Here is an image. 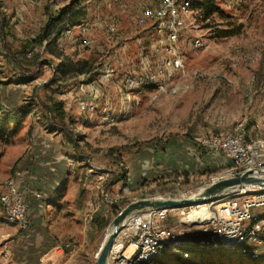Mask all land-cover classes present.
Instances as JSON below:
<instances>
[{
	"label": "rangeland",
	"instance_id": "obj_1",
	"mask_svg": "<svg viewBox=\"0 0 264 264\" xmlns=\"http://www.w3.org/2000/svg\"><path fill=\"white\" fill-rule=\"evenodd\" d=\"M38 1L17 0L14 4L12 0H0V11L14 18L7 38L12 48L18 42H12L10 35L26 39L39 31L40 16L50 8H40ZM44 1L49 5L61 3ZM211 1L217 9L207 19L193 8L184 17L186 25L179 32L175 52L167 50V28L159 31L151 20L143 25L133 22L141 7L153 4L151 0H91L88 10L81 0H68L63 6H72L73 12L80 11L85 18L94 11L101 14L100 25L79 36L88 41V46L80 41L81 45L72 48L73 44L64 41L60 48L49 47L53 55L45 52L42 56L56 62L59 57L55 55L61 54L89 63L82 68L68 67L55 93L71 118L65 122L67 132L59 133V138L65 147L68 145L71 154L66 155L81 159L71 163L66 193L60 201L65 218L53 219L61 236L55 237L56 247L48 255L27 259L26 249L30 251L32 247L22 245L24 233L6 221L0 208V264H96V253L119 208L144 197L197 194L228 167L221 153L199 149V141L224 134L237 123L244 124L250 138L264 136V0ZM112 18L120 28L108 37L100 26L103 20ZM129 29L132 34L125 33ZM223 31L231 33L224 35ZM196 38L203 40L202 46L193 45ZM2 52L0 47V101L8 97L7 105L19 107L30 102L34 92L43 98L45 90L39 86L49 82L50 66L41 67L31 82L19 84L10 79L20 71L7 63ZM176 56L181 59L180 68L167 63V58ZM145 74H153L157 80L148 82L151 79L146 78L129 87L128 77ZM82 98L93 103V110L79 107L78 100ZM31 113L23 119L15 138L0 140V192L17 163L37 155L41 139L48 137L46 129L52 127L37 120L39 112ZM69 139L71 143L76 140L77 149ZM166 140L169 142L165 149H160ZM149 141L153 144L144 146ZM113 176L121 179L110 184ZM40 181L37 178L34 185ZM43 181L52 182L49 178ZM76 200L80 208L72 207ZM93 203L116 207L101 230H93L84 219ZM214 205L205 207L210 212ZM197 209L177 208L169 211L164 221L167 227L183 229L180 241L191 245L196 243L192 233L197 228H189L185 221L187 214ZM124 232L119 239L126 244ZM66 243L68 246H64ZM201 252L166 246L153 257L152 264H264V254L258 260L239 252Z\"/></svg>",
	"mask_w": 264,
	"mask_h": 264
},
{
	"label": "built area",
	"instance_id": "obj_2",
	"mask_svg": "<svg viewBox=\"0 0 264 264\" xmlns=\"http://www.w3.org/2000/svg\"><path fill=\"white\" fill-rule=\"evenodd\" d=\"M195 1L151 0L153 4L141 7L140 12L134 16L133 22L136 25H143L151 20L157 24L159 31L163 27L167 28L169 30L167 50L175 52L179 48L177 44L179 32L186 25L184 17L192 10ZM195 10L200 12L199 9ZM100 23L98 17H93L89 24L83 26L95 27ZM190 23L194 26V22L190 21ZM116 29L117 20L115 18L103 25L104 33L108 37L116 32ZM68 32L69 29L63 31L64 34ZM81 42L85 46L89 44L84 39ZM45 45L46 40L42 42L38 51L42 52ZM193 45L200 47L203 45V40L196 38ZM124 46L123 44L122 48ZM29 55L30 53L26 54L27 57ZM166 60L172 67H182L181 59L178 56ZM105 72L108 75L107 69ZM146 78L151 79L148 82L157 80L155 75L145 74L137 78L128 77L126 82L129 87H135ZM158 87L163 88L161 84H158ZM78 105L89 112L94 108L93 103L87 98L78 100ZM199 142L201 147L214 153H221L229 163L228 167L218 176L212 178L211 182L240 175L243 172L264 177V137H248L243 123H237L234 128L224 134H216ZM19 178L14 173L7 179L4 189L0 192V208L8 223L16 224L20 230H26L29 226L28 207L25 191ZM37 196L40 197L39 194ZM214 203L216 205L212 207L208 216L187 218L185 221L186 224H189V228L192 226L197 228L192 233L196 238L195 249L200 252L206 249H225L262 260L264 218L253 211L259 207L264 209V188L237 189L206 203V205L210 208ZM101 204L93 203L91 209L86 212L84 219L89 224ZM172 210L175 209H145L132 214L114 238L108 253V264H152L153 257L163 247H187L186 242L180 241L183 229L167 227L164 224L168 212ZM262 215H264V211ZM124 230L123 237L128 239L126 244L119 239ZM64 246H68V243Z\"/></svg>",
	"mask_w": 264,
	"mask_h": 264
},
{
	"label": "trees",
	"instance_id": "obj_3",
	"mask_svg": "<svg viewBox=\"0 0 264 264\" xmlns=\"http://www.w3.org/2000/svg\"><path fill=\"white\" fill-rule=\"evenodd\" d=\"M193 9H199L202 18L207 19L217 7L213 5L211 0H196L193 5ZM83 16L80 11L73 12L72 6L68 5L61 8L55 15H48L46 22L39 29V31L33 37H26V39H17L11 36L12 42H18L16 48H12L7 38L9 36V24L8 17L0 11V47L2 49L3 56L6 60L13 63L15 67L18 68L19 77H17V83H25L27 81L33 80L34 77L39 73L40 68L43 65H49L51 63L50 59H46L43 56V53L48 52L53 55V51L50 46L55 45V41L60 36V34L69 26H73L77 21ZM231 32L223 31L224 35H228ZM46 40V45L42 52H39L38 49L41 46L42 42ZM55 48V47H54ZM30 53L27 57L26 54ZM55 56L59 57V61L56 63L55 71L51 76L48 83H42L39 88L45 90L44 97L38 96L35 92L31 95V101L19 107L18 110L7 109L0 104V140L8 142L9 138L16 135L21 127V119L24 114L29 112H39L40 116L37 120H41L42 123L52 126L55 129H59L62 132H67L68 125L67 121L71 118L67 115L63 108V102L61 99L55 97V93L60 90V81L65 80L68 67L80 66L81 68L86 67L89 63L87 60H72L68 57H61V54H56ZM79 73L85 74L86 71H80ZM77 72V70L75 71ZM90 80V79H88ZM56 85V87H53ZM32 108H35L37 111H32ZM34 109V110H35ZM70 142V139H69ZM161 143L160 141H158ZM169 141L166 140L162 143V146L159 145L160 149L164 150L166 144ZM71 143V142H70ZM152 141L145 142L144 146L151 145ZM72 146L77 149L76 140L72 139ZM153 144V143H152ZM156 144V143H154ZM196 144V143H195ZM199 149H205L200 145H197ZM208 149H205L207 151ZM76 151V150H75ZM209 151V150H208ZM229 165V163L227 162ZM121 178L113 176L110 180V184H114L119 181ZM26 200V197H25ZM27 203V202H26ZM75 204L78 208L81 207L80 201L76 200ZM116 207L114 205L106 208L104 204L100 205V208L94 215V218L91 221V227L93 230H101L108 223V215L110 212L115 211ZM29 229V226L26 232ZM188 244V243H187ZM196 243L193 245L188 244L185 248H180L186 252H198L195 249ZM210 252H233L225 249H206ZM206 250H203L206 251ZM234 253V252H233Z\"/></svg>",
	"mask_w": 264,
	"mask_h": 264
},
{
	"label": "crops",
	"instance_id": "obj_4",
	"mask_svg": "<svg viewBox=\"0 0 264 264\" xmlns=\"http://www.w3.org/2000/svg\"><path fill=\"white\" fill-rule=\"evenodd\" d=\"M60 1H61L60 5H53V4L49 5V3L47 2L46 4L44 0L38 1L40 8L41 6H44L45 9L50 8V10L46 14L40 16L42 20V22L40 23L41 27L46 22L48 15H55L61 8H63L64 5L68 3V0H60ZM12 2L14 4L18 3L17 0H12ZM80 4L83 5L86 10H88L91 7L92 2L91 0H81ZM57 6H61V7L56 10L55 8H57ZM95 6L93 7L95 8ZM93 13H94L93 15L86 14L87 16L86 18L85 16L84 17L82 16L75 25L67 27L66 29H69V32L67 34H64L62 32L60 36H58V38L56 39L54 47L60 48L61 44L64 41L67 44L69 43L73 44L72 48L81 45L80 41H82L83 39L81 40V37L79 36L83 37L88 32V29L92 28L89 27L90 25L88 27H85L83 25L89 24L88 22H90L93 19V17H98L99 19L101 18L100 12L94 11ZM18 16L22 20L21 16L20 15ZM7 17H8L9 27H11L10 23L14 18L9 16ZM106 22L107 20L105 21L103 20L102 24L105 25ZM119 28L120 27L116 29V32H118ZM17 30L19 29L17 28ZM100 30L104 31L103 26L102 27L100 26ZM100 30H99L100 34H104ZM120 31L122 32L121 29ZM125 33L132 34V31L131 29H129ZM77 59L78 58L72 60H77ZM6 61L8 64L13 65L12 62L8 60ZM58 61L59 60L57 58L56 62H53L51 60V63L49 65L42 66V67L50 66V69L52 70L51 73H49L50 78L55 71V66ZM17 77H19V73L13 75L10 80H15V82H17ZM31 81L32 80L27 81L23 84L29 83ZM3 99L1 98V100ZM7 102H8V97H6V100L3 101V103L2 101H0V104L5 108L12 109L14 111L18 110L20 107V106L12 107L10 104L7 105ZM30 113L31 112L23 115V118L21 119V125L23 119L26 116H31L32 113L31 114ZM46 130H47L46 134L48 137L43 138L42 136L43 139H41L40 141V148L37 151V155L24 157L17 163L16 167H14L13 169V173L17 174L20 177L19 180L24 188L27 207H28L27 210L29 217V229L26 231V233L23 232L24 235H21V236H25L24 237L25 240H23L24 243L22 245H25L26 247L27 246L32 247L30 251L26 249V252L29 255L26 256L27 259L32 258L36 255H48V253L52 252L53 248L56 247L55 245L57 241L54 239L57 235L61 236V234L56 229L57 227L53 219L54 220L58 219L59 216L61 217V219L65 218L62 217L63 211L60 206V201L62 200L64 194L66 193L65 192L67 185L66 178L68 174H70L69 171L71 170L70 168V166L72 165L71 163H76L81 159L77 155H72V156L66 155V153L71 154L68 153L67 150L68 145H66L65 147L63 141H61V139L59 138L60 134L62 135L65 134L64 132H62L59 129H55L53 127H48ZM33 131L37 132V129H34ZM18 133L10 138H15L18 135ZM53 134L55 135L54 137ZM36 176L37 178L42 179V181L39 182V185H34V181L37 180ZM47 178L52 180L50 184L49 182L43 181V180H47ZM38 194L40 195V197L37 196ZM73 206L77 207L75 201L72 203V207ZM263 211L264 209L259 207V208H255L253 212L258 216L264 218V215H262ZM72 214H75V211H72Z\"/></svg>",
	"mask_w": 264,
	"mask_h": 264
},
{
	"label": "water",
	"instance_id": "obj_5",
	"mask_svg": "<svg viewBox=\"0 0 264 264\" xmlns=\"http://www.w3.org/2000/svg\"><path fill=\"white\" fill-rule=\"evenodd\" d=\"M247 187L264 188V177L243 172L240 175L212 181L197 194L185 197H144L129 202L124 207L119 208L111 220L110 229L96 253V264H108V253L114 238L132 214L145 209H177L206 204L234 190Z\"/></svg>",
	"mask_w": 264,
	"mask_h": 264
},
{
	"label": "bare ground",
	"instance_id": "obj_6",
	"mask_svg": "<svg viewBox=\"0 0 264 264\" xmlns=\"http://www.w3.org/2000/svg\"><path fill=\"white\" fill-rule=\"evenodd\" d=\"M192 207L198 208V209L187 214L186 218L193 219V218H199V217H206L209 214V211L205 207V204H198Z\"/></svg>",
	"mask_w": 264,
	"mask_h": 264
}]
</instances>
